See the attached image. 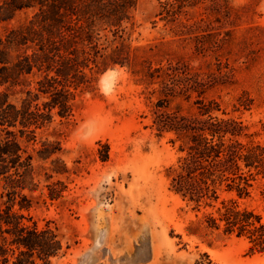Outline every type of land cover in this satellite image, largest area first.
<instances>
[{"label":"rangeland","instance_id":"rangeland-1","mask_svg":"<svg viewBox=\"0 0 264 264\" xmlns=\"http://www.w3.org/2000/svg\"><path fill=\"white\" fill-rule=\"evenodd\" d=\"M122 27L128 63L78 90L71 114L54 111L35 142L19 138L33 166L31 190L23 191L32 205L23 213L39 227L49 223L69 247L50 264H264V252H250L244 238L203 223L226 199L264 223V180L245 199L223 192L198 208L171 192L166 169L183 154L172 134L150 128L160 87L143 76L147 66L186 65L207 84L203 97L219 104L215 115L242 121L249 135L242 140L264 144V0H138ZM111 31L101 33L102 46ZM195 99L177 97L167 110L193 114ZM42 144L58 151L42 159Z\"/></svg>","mask_w":264,"mask_h":264},{"label":"trees","instance_id":"trees-1","mask_svg":"<svg viewBox=\"0 0 264 264\" xmlns=\"http://www.w3.org/2000/svg\"><path fill=\"white\" fill-rule=\"evenodd\" d=\"M137 2L0 0V200L6 197L0 202V264H50L69 249L49 223L39 227L23 213L32 205L23 191L31 190L33 166L19 138L35 142L36 131L51 123L54 111L62 118L71 114L78 90L90 89L97 75L128 63L122 25L131 21ZM20 15L24 21L11 25ZM107 29L112 49L99 43ZM143 76L146 84L160 87L150 128L157 136L172 134L170 141L179 142L183 154L166 169L168 189L197 208L218 202L223 192L247 198L257 178L264 180V144L242 140L249 137L242 121L215 115L219 104L203 97L207 84L190 75L186 65L147 66ZM34 77L32 87L29 78ZM193 93L195 113L167 110L173 99L189 100ZM42 147V159L58 151L53 144ZM49 197L54 199L55 192ZM203 223L207 230L244 238L252 253L264 252L260 216L233 199L220 200L214 213L203 215Z\"/></svg>","mask_w":264,"mask_h":264}]
</instances>
